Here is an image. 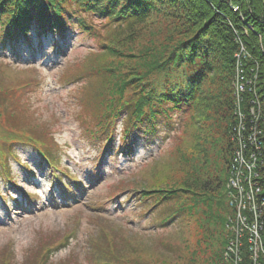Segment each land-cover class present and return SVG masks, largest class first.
<instances>
[{
  "label": "rangeland",
  "instance_id": "obj_1",
  "mask_svg": "<svg viewBox=\"0 0 264 264\" xmlns=\"http://www.w3.org/2000/svg\"><path fill=\"white\" fill-rule=\"evenodd\" d=\"M172 12L174 16L168 17L159 15L162 12L156 10L149 19L138 25L142 43L140 50L150 46L158 53H165L170 47L179 46L181 32L189 24L180 17L183 16L181 12ZM167 14L169 15L168 11ZM108 31L109 28L102 30V33L107 35ZM112 35L113 32L107 36L110 38ZM32 36L33 45H20V51L16 54L2 49L0 44V63L8 65V77L21 79L24 75H30L41 81L35 91L25 96V103L17 114L23 115L27 120L26 128L38 130L41 136L51 130L50 136L59 145L58 149L50 148L51 152L58 157L62 169L78 174L85 186L79 191L75 190L74 195L65 197L60 187L56 188L58 182L53 172L42 165L37 147L19 142L13 144L12 154L19 160L9 153L8 167L17 186L11 185L6 180L7 177L0 174L1 194L6 199H11L12 205L11 208L4 207L0 196V264L6 257L11 258V264H23L29 255L28 248L30 257L34 259V253L45 244L56 243L63 233L68 235L65 240L69 244L52 250L49 261L67 263L64 262L67 258L75 257L82 264H92L93 256L100 251L99 234L109 225L122 226L127 234L134 237L136 243H140L146 257L167 258L169 264H215L218 262L220 249L223 248L219 233L221 224L217 219L219 212L215 213V210H222L223 202L218 198L221 188L224 201L231 209L230 214L226 215L227 239H224V253L228 249L229 240L234 238L231 230L237 233V230L244 227L248 237L246 242L243 239L246 253L250 252L257 257L256 264L264 262V199L260 197L264 195L260 180L264 162L260 167V177L247 179L253 187L251 192L255 198L250 197L249 192H236L230 188L231 163L235 150L228 166L229 178L226 182L223 181L227 161L225 131L229 111L221 105L224 98L221 97L222 82L219 78L212 79L213 70L203 87L205 101L198 104L181 154L171 153L179 141L182 123L185 118L187 120L190 117L188 113L192 110L188 115L184 113L177 116L171 125L162 121L157 125L156 131L149 135L142 134L143 130L135 131L131 139L135 147L130 151L117 149L123 128L122 118H119L114 129V149L110 154L103 146V136L96 137L92 129L87 127L92 120V109L91 105L86 107L84 102L92 101L90 98L85 99L93 83L74 78L70 79V84L57 80L63 70L75 71L92 52L98 53L99 43L74 24L69 25L63 38L59 37L58 49L54 48L55 38L51 35L42 38V42L36 34ZM126 44L115 45L114 53L108 58L111 61H121L122 67L130 74L133 71L139 72L143 68L138 65L141 60L130 55ZM124 68L117 73L122 70L125 72ZM172 68L171 80L181 81L182 75L192 76L186 66L172 65ZM66 71L65 74L72 73ZM216 84H219L218 91L212 89ZM224 85L227 91L231 88L230 83ZM43 128L46 130L43 131ZM101 157L104 159L102 167L99 165ZM3 172L7 173L5 170ZM64 180L67 182V177ZM184 181L190 192L178 193L172 201L167 198L154 205L156 198L163 196L155 193L154 189L172 190L173 187H182ZM142 190L154 193L149 200L140 199L145 193ZM193 194L200 199V203L190 209L196 210L195 217L177 213L174 222L161 225L160 216L172 214L179 209L178 206L188 203L190 197H194ZM16 196L18 202L14 201ZM30 196L32 204L28 203L29 208H24L26 197ZM56 202L59 204L56 205ZM240 205H243L242 210L253 211L254 216L250 221L252 230L246 223L244 224L248 227L244 226L232 211L239 210ZM145 210L152 211L145 213ZM202 217L212 225L210 229L202 230L199 227ZM233 218L234 223L231 222ZM260 225L262 229L258 230ZM91 236L99 241L96 246H92L94 248H90L88 238ZM252 264L255 261L252 260Z\"/></svg>",
  "mask_w": 264,
  "mask_h": 264
},
{
  "label": "trees",
  "instance_id": "obj_2",
  "mask_svg": "<svg viewBox=\"0 0 264 264\" xmlns=\"http://www.w3.org/2000/svg\"><path fill=\"white\" fill-rule=\"evenodd\" d=\"M156 10L162 12L159 15L168 17L174 16L172 10L181 12L183 16L180 17L189 24L181 32L179 46L170 47L165 53H158L149 48L150 46L139 49L142 43L138 25L149 19ZM71 24L96 40L100 45L99 51L92 52L75 71L67 69L72 72L70 75L65 74L66 70H63L57 80L60 83H69L70 79L74 78L93 83L85 99L90 98L92 101L84 102L86 107L91 105L92 109V120L88 122L87 127L92 129L96 137L103 136V146L110 154L114 149L116 136L114 129L119 118H122L123 128L118 148L126 151L134 147L131 139L135 131L143 130L142 134L149 135L156 131L157 125L162 121L171 125L177 116L192 110L188 113L190 117L187 120L185 118L186 121L182 123V130L180 134L178 133L179 141L171 153L181 154L183 144L187 143L186 135L193 124L198 104L205 101L203 87L210 71L213 70L212 79L219 78L222 82L221 97L224 98L221 105L229 111L225 131L227 161L223 181L226 182L229 178L228 166L240 139L238 130L241 123L238 112H244L247 117L248 125L243 132L245 139L253 135L254 130L250 129L252 122L254 125L257 124L261 131L257 135L261 142L259 159L264 162V0H0V44L2 49H8L14 54L19 53L20 45H33L32 34H36L40 42L43 41L42 38L51 35L55 38L54 48L58 49L59 37L63 38V35H66ZM108 28L107 35L113 32L110 38L102 33V30ZM125 44L130 49V55L141 60L138 65L143 68L139 72L133 71L130 74L124 66L122 67L121 61H111L108 58L114 53L115 45ZM242 47L246 50L241 52L244 75L246 80H251L252 83L247 84L246 90L241 92L237 99L234 86L237 65L235 55L240 53ZM172 65L186 66L192 76L182 75L181 81L171 80ZM6 66L0 63V167L7 173L0 174H4L11 185H16L10 175L8 155L11 153L19 160L11 151L13 144L19 142L37 147L49 167L53 168L58 182L61 184L64 182L61 190L65 194L74 188L85 186L78 174L64 171L54 158L50 148L56 149L59 145L50 136L51 130L41 136L38 130L26 128L27 120L23 115L17 114L25 103V96L35 91L41 85V81L30 75H24L21 79H11L7 75ZM122 68L125 72L122 70L121 73H117ZM223 83H230L231 88L227 91ZM218 87L219 84H216L212 89L218 91ZM252 98L256 103L252 101L249 104ZM259 104L260 106L262 104L261 108ZM244 123L246 124L245 119ZM44 130L46 128H43ZM196 138L199 140V135ZM197 146L199 147V144ZM187 149L191 151L189 147ZM249 150L255 151V146L249 145ZM66 177L67 182L64 180ZM91 180L94 178L91 177ZM260 180L264 187V169ZM188 188L185 181L182 187H173L172 190L156 188L154 192L163 196L156 198L154 205L167 198L172 201L178 193L190 192ZM143 192L145 193L140 199L145 200H149L154 193L145 190ZM221 192L222 188L218 195L219 200L223 202L222 210H215V213L219 212L217 219L221 224L219 233L223 240L221 241L223 248L220 249L218 262L215 264H229L223 253L227 239L226 215L230 214L231 209ZM192 196L194 197H190L189 201L192 203H183L178 206V210L171 211L172 214L160 216L161 225L174 222L177 213L195 217L196 210L190 209L197 206L200 199L195 197V194ZM2 200L4 204L9 205L6 198L2 197ZM147 211L152 210L144 212ZM211 226L204 217L199 221L202 230L210 229ZM99 235L100 251L93 256L92 264H169L167 258L146 257L140 243H136L134 237L127 234L122 226L109 225L108 228L102 229ZM65 239L66 235L63 233L56 243L43 245L34 253V259L30 257L28 248L29 255L23 264H80L75 257L67 258L64 261L67 263L49 261L51 251L64 245ZM88 240L90 248L99 243L95 236L89 237ZM2 264H11V258H4Z\"/></svg>",
  "mask_w": 264,
  "mask_h": 264
},
{
  "label": "built area",
  "instance_id": "obj_3",
  "mask_svg": "<svg viewBox=\"0 0 264 264\" xmlns=\"http://www.w3.org/2000/svg\"><path fill=\"white\" fill-rule=\"evenodd\" d=\"M242 55L243 54H241V52L236 54L237 65H236V81L234 83V86L236 89L237 99L239 98L240 93L246 90L247 84L252 83L251 80L250 81L246 80V77L244 75V66H243V62L241 61ZM251 111L254 112L253 109H251ZM238 116L240 118V123H241L240 129L238 130V132L240 133V139L238 141L239 143L235 149L231 163L232 176L230 179V184H231L230 188L236 192L237 191L249 192V196L255 198L254 194L251 192L253 191V187L251 184L247 182V179L255 176L260 177L261 174L260 167L263 163V160L259 159L261 142L257 137V135L260 134L261 131L257 128L256 126L257 124L254 125L252 122V125H250V129L254 130L253 135L252 137L250 136L247 139H245L243 136V132L244 130H246V126L248 125L247 117L245 116L244 112L243 113L238 112ZM244 119L246 124L244 123ZM249 145H254L255 151L253 150L251 152L249 150ZM260 197L264 199L262 195H260ZM236 198L239 199L238 196ZM242 201L243 200H241V202ZM250 203L253 202L250 201ZM242 209H243V205H240L239 210L237 209L232 211L234 212V214H236L237 218H240L242 220L243 224L246 223L249 227L246 224H244V226L251 229L252 225L250 221H251V217L254 216L253 211L242 210ZM231 222L234 223V218L233 220H231ZM260 229H262V225L259 226L258 230ZM231 232L234 235V238L232 241L229 240V243L227 245L228 249H226L224 253L225 260L228 261L230 264H252V260H253L255 261L256 264L258 262L257 257H255V255L253 254H250V252L246 253L245 251L243 239L244 242H246L248 241L247 240L248 237L246 236V231L244 227H242V229L237 230V233H235L233 229L231 230ZM256 236L259 237V234L256 233Z\"/></svg>",
  "mask_w": 264,
  "mask_h": 264
},
{
  "label": "bare ground",
  "instance_id": "obj_4",
  "mask_svg": "<svg viewBox=\"0 0 264 264\" xmlns=\"http://www.w3.org/2000/svg\"><path fill=\"white\" fill-rule=\"evenodd\" d=\"M243 51H246L245 48H244L243 50H241L240 52H243ZM236 58H237V57H236ZM253 100H254V99L252 98L248 103L251 104ZM253 103H256V102L253 101ZM261 106H262V104H261ZM261 106H260V104H259V107H260V108H261Z\"/></svg>",
  "mask_w": 264,
  "mask_h": 264
}]
</instances>
